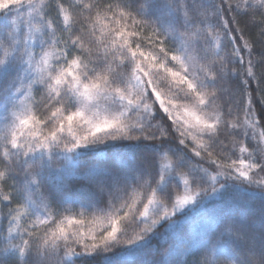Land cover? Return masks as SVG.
<instances>
[{
  "label": "snow or ice",
  "instance_id": "obj_1",
  "mask_svg": "<svg viewBox=\"0 0 264 264\" xmlns=\"http://www.w3.org/2000/svg\"><path fill=\"white\" fill-rule=\"evenodd\" d=\"M189 255L264 264V0H0V264Z\"/></svg>",
  "mask_w": 264,
  "mask_h": 264
},
{
  "label": "trees",
  "instance_id": "obj_2",
  "mask_svg": "<svg viewBox=\"0 0 264 264\" xmlns=\"http://www.w3.org/2000/svg\"><path fill=\"white\" fill-rule=\"evenodd\" d=\"M259 204L254 203L252 201H249L245 204H243L240 208V211L245 214H251L256 213L258 211ZM187 226L183 227V231L187 232ZM160 231H163V229H160ZM168 248V243H165V239L163 237H156L152 244V250H149V254L146 257L147 259H159L163 254H165L166 250ZM154 250V252H153ZM197 257H193L192 255H189L187 257V260L189 261V264H191V261Z\"/></svg>",
  "mask_w": 264,
  "mask_h": 264
}]
</instances>
